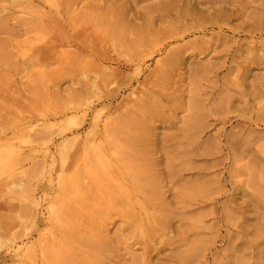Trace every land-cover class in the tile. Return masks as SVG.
I'll return each instance as SVG.
<instances>
[{
	"label": "rangeland",
	"instance_id": "1",
	"mask_svg": "<svg viewBox=\"0 0 264 264\" xmlns=\"http://www.w3.org/2000/svg\"><path fill=\"white\" fill-rule=\"evenodd\" d=\"M119 11L126 12L129 24L119 28L121 38L115 39L116 43L120 39L119 43H133L143 36L151 38L161 46L155 55L158 60L165 58L164 48L183 49L179 54L181 65L177 72H171L173 78L181 75L174 88L183 103L192 87L201 100H209L205 103L208 108L222 112H226L225 106L230 108L226 115L220 111L219 117H209L208 128L198 140L199 144L217 146V154L187 158L192 160L190 169L182 171L183 179L172 187L177 192L216 181L225 192L215 195V202L199 201L170 216L164 244L154 246L143 263L264 264V194L246 184L250 176L264 175L262 153L256 149L264 142V0H0V42H5L11 61L4 66L1 83L5 90L0 95H4L10 113H14L17 102L24 131L31 137L43 126L58 124L60 119L54 118L65 105L63 92L71 88L67 63L74 53L87 47L110 49L114 40L103 34L118 30L112 19ZM108 55L117 60L110 65L112 69L121 75L130 73L129 56ZM14 63L23 66L17 70ZM203 69L208 70L203 73ZM153 71L152 61L146 63L140 80ZM185 109L183 106L176 111L171 124L152 123L151 136L164 147L156 152L155 159L160 160L163 154L166 162L177 164L189 147L178 132L181 119L187 115ZM232 138L236 145L228 151L227 141ZM13 145L15 150H27L24 142ZM245 149L252 152L247 155ZM259 149L264 150V146ZM164 168L162 165L154 171L160 173ZM178 169L175 165L174 170ZM22 171L19 167L13 172L14 186L0 185V264L15 262L11 254H6L10 250L5 242L9 235L15 238V248L23 242ZM231 174L237 177L230 178ZM4 178L0 176V182ZM165 190L161 197L173 201ZM35 197L43 200L39 193ZM41 204L43 211L46 205ZM179 207L172 204L175 211ZM123 221L119 218L114 225L108 221L106 238L130 239L132 234ZM193 244L198 245L202 257L179 262V255ZM130 245V249H123L117 244L119 249L106 254L105 264H132L143 251L134 250L133 242Z\"/></svg>",
	"mask_w": 264,
	"mask_h": 264
},
{
	"label": "bare ground",
	"instance_id": "2",
	"mask_svg": "<svg viewBox=\"0 0 264 264\" xmlns=\"http://www.w3.org/2000/svg\"><path fill=\"white\" fill-rule=\"evenodd\" d=\"M125 15L126 12L119 11L112 19L118 30L103 34L104 38L114 40L110 49L87 47L74 53L67 63L71 88L63 92L65 105L54 118L60 119L58 124L43 126V131L38 130L31 137L24 131L19 104L15 103L11 114L4 95H0V176L5 177L0 185L14 186L13 172L19 167L23 168L24 177L25 202L20 216L23 242L15 248L14 236L6 238L10 249L6 254L15 259L9 264H105L106 254L119 249L117 244L130 249V242L134 250L143 251L132 259V264H144L153 247L164 244L170 216L199 201L215 202L214 196L225 192V187L216 181L172 191L183 179L180 173L190 169L192 160L187 158L217 154V146L199 144L198 140L208 128L207 119L219 117L221 110L208 108L205 103L209 100H201L192 87L187 91V101L180 100L174 85L181 75L173 78L171 72H177L181 65L182 48H164L165 58L158 60L155 55L161 46L151 38L143 36L133 43H119L120 39L116 43L115 39L121 38L119 28L129 24ZM145 33L150 36L148 29ZM4 45L0 42V93L5 90L1 83L4 66L11 63ZM110 53L129 56L130 73L121 75L112 69L110 65L117 60ZM93 55L98 58L91 59ZM33 60H29L31 64ZM150 61L154 71L140 80L144 65ZM12 66L18 70L23 64ZM190 83L189 80L187 85ZM19 89L18 86L16 93ZM56 93L59 94L58 88ZM183 106L187 115L181 119L178 132L189 147L177 164L166 162L163 154L160 160L155 159L156 152L164 147L152 138V123L171 124L174 114ZM224 110L221 112L226 115L230 108L225 106ZM15 142L26 143L27 150H15ZM263 143L256 149L264 162V150L259 149ZM235 145V139L228 140V151ZM251 152L245 149L247 155ZM162 165V172L154 171ZM175 165L180 169L174 170ZM232 177L237 175L231 174ZM246 184L264 194L263 173L250 176ZM164 188L173 201L161 197ZM36 193L43 200H38ZM41 202L46 205L43 211ZM173 203L180 206L176 211L172 209ZM149 210L152 212L148 213ZM119 218L124 219L123 226L132 237L123 240L116 236L110 241L105 234L108 221L114 225ZM202 255L198 245L193 244L179 255L178 261L184 263Z\"/></svg>",
	"mask_w": 264,
	"mask_h": 264
}]
</instances>
